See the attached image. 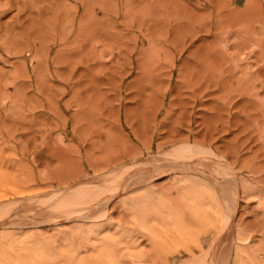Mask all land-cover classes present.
<instances>
[{
    "label": "rangeland",
    "instance_id": "1",
    "mask_svg": "<svg viewBox=\"0 0 264 264\" xmlns=\"http://www.w3.org/2000/svg\"><path fill=\"white\" fill-rule=\"evenodd\" d=\"M148 146H193L229 170L154 172L129 188L109 166ZM0 149L2 170L55 206L117 181L98 224L122 253L133 238L149 260L180 264L226 226L264 263V0H0ZM227 174L238 201L224 224L214 194ZM61 219L51 227L71 235L79 220Z\"/></svg>",
    "mask_w": 264,
    "mask_h": 264
},
{
    "label": "bare ground",
    "instance_id": "2",
    "mask_svg": "<svg viewBox=\"0 0 264 264\" xmlns=\"http://www.w3.org/2000/svg\"><path fill=\"white\" fill-rule=\"evenodd\" d=\"M152 149V146H148L144 152L131 154V156L123 158L121 163H116L117 165L109 166V168L112 172H125L124 176H126V178L127 176L133 178L131 183L127 182L129 183L128 186L123 185L127 187L132 186L134 182H136L135 184L137 186L138 184L142 185L148 182L150 179L147 180V178L151 177L156 172V174H163L164 172L179 171L181 173L186 172L187 175V172H191L190 170H197L209 172L208 178L214 181V174L229 170V166L222 160L220 165H211L212 161L209 160L211 163H208V159H203L201 153L195 150L193 146H189V150H174L168 152L158 146L156 148L158 149L157 153L151 157L149 154L152 153ZM146 155L149 156L145 159ZM188 155L195 157L196 159L194 158V160L196 161L193 162V159L190 160ZM204 160L206 162H202ZM2 167L3 166L0 165V187L4 188L5 191L2 190L3 194H0V264H157L155 261L149 260L133 238H127L125 245L119 242L125 249V251L123 249V253L120 252V247L117 246L118 244L116 245L115 239L113 240L110 235L104 234V231H102L104 226L102 227L98 224L100 221L99 219L106 216L108 210L107 205H109V202L106 199V197H108L107 191L112 184L115 182L117 183V181H112V184L109 183L110 185H106L108 189H106L104 185V189L107 191L100 189L93 197V192L92 195L88 193L89 196L91 195L90 199L87 197L88 199H83V201H80L78 204L73 203L74 205L70 204V206H61L60 204L59 206L57 205V207L55 206V198L50 196L49 191L45 190L43 186L34 188L33 186H35V183H29V180H26L28 177L25 179V176L19 177L17 175H12L5 169L2 170ZM97 175L99 176L100 174L97 173L96 176ZM96 176L94 178H96ZM216 179L218 183V192H216L214 196L217 198L219 194L217 217L225 224L226 222L224 220L230 218L233 213L236 214L238 188L231 174H227L225 177L223 176V179L219 177H216ZM78 180L79 178L73 179L74 182ZM81 181L84 183L86 180H79L78 183H81ZM124 182L123 180V183ZM83 185L85 184H82V186ZM114 187L116 190V186ZM117 187L118 190L124 188L122 186ZM140 188L141 186L139 189ZM124 192L126 191L124 190ZM83 196H85L84 193ZM217 217L216 220H218ZM61 218H77V221L79 220L77 224H75L76 228L73 227V232L69 231L71 235L65 236L62 231L55 232L57 227H51H55V221H59ZM114 221L111 222L115 223ZM43 225H48L52 228L51 230H54L55 235H46L47 232L43 233L45 232L44 229L43 232L41 231ZM56 230H59V228ZM124 232L123 230L122 233ZM216 234L217 235H215L212 241L213 243L204 248L199 246L197 255H189L186 259L184 258L180 264H233V261H231L235 258L233 257V248H239L241 244L240 239L237 238L239 241L235 240L231 228L227 230L226 226L225 228L219 229ZM213 236L214 234L212 237ZM245 243L247 244V242ZM197 245H201L200 242H198ZM235 245L237 246L235 247ZM88 246L92 248L89 255L81 250L82 247ZM248 247L249 248L243 250L236 248L238 249V253L242 255L240 258L242 264H264L262 259L260 260L257 247ZM234 261L236 262L235 259Z\"/></svg>",
    "mask_w": 264,
    "mask_h": 264
}]
</instances>
